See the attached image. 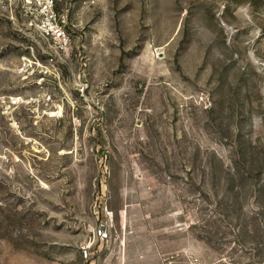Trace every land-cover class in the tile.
Returning a JSON list of instances; mask_svg holds the SVG:
<instances>
[{
  "label": "rangeland",
  "instance_id": "rangeland-1",
  "mask_svg": "<svg viewBox=\"0 0 264 264\" xmlns=\"http://www.w3.org/2000/svg\"><path fill=\"white\" fill-rule=\"evenodd\" d=\"M32 3L0 0V264H264V0H61V58Z\"/></svg>",
  "mask_w": 264,
  "mask_h": 264
},
{
  "label": "built area",
  "instance_id": "built-area-1",
  "mask_svg": "<svg viewBox=\"0 0 264 264\" xmlns=\"http://www.w3.org/2000/svg\"><path fill=\"white\" fill-rule=\"evenodd\" d=\"M59 1L61 0H32L28 11L31 16L29 27L45 42L55 58H61L70 48V37L55 10ZM97 237L100 240L107 239V230L100 227ZM84 254L87 255L85 249ZM190 264H198V260H191Z\"/></svg>",
  "mask_w": 264,
  "mask_h": 264
}]
</instances>
